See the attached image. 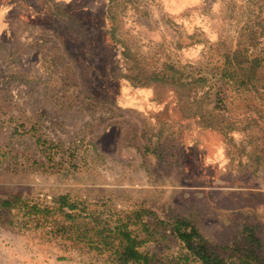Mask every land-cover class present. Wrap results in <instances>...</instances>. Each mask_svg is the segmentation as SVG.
<instances>
[{"label": "rangeland", "instance_id": "1", "mask_svg": "<svg viewBox=\"0 0 264 264\" xmlns=\"http://www.w3.org/2000/svg\"><path fill=\"white\" fill-rule=\"evenodd\" d=\"M62 194L188 219L226 264L247 226L264 260V0H0V201ZM18 207L0 264H108Z\"/></svg>", "mask_w": 264, "mask_h": 264}, {"label": "trees", "instance_id": "2", "mask_svg": "<svg viewBox=\"0 0 264 264\" xmlns=\"http://www.w3.org/2000/svg\"><path fill=\"white\" fill-rule=\"evenodd\" d=\"M246 61L253 64L255 60H237L235 50L225 58L220 77L237 79L233 71ZM52 203L51 208L41 207L14 197L1 200L0 209L19 206L23 217L38 216L43 221L56 213L60 220L56 222L54 236L77 250L104 257L108 264H151L155 256L145 246L163 242L166 232L178 242L177 252L168 256L166 264H226L209 250L195 224L188 219L163 221L140 203H133L126 210H88L84 203L72 201L66 194L53 197ZM241 232L242 246L232 250L238 264H264L253 230L243 226Z\"/></svg>", "mask_w": 264, "mask_h": 264}]
</instances>
